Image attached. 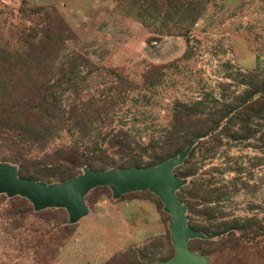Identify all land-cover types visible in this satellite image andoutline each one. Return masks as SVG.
Instances as JSON below:
<instances>
[{"label":"rangeland","instance_id":"rangeland-1","mask_svg":"<svg viewBox=\"0 0 264 264\" xmlns=\"http://www.w3.org/2000/svg\"><path fill=\"white\" fill-rule=\"evenodd\" d=\"M144 2L0 0V162L55 180L73 158L165 161L192 145L174 171L204 235L190 250L264 264V0ZM84 202L70 223L66 209L0 194V264L174 256L155 193L102 186Z\"/></svg>","mask_w":264,"mask_h":264},{"label":"water","instance_id":"water-1","mask_svg":"<svg viewBox=\"0 0 264 264\" xmlns=\"http://www.w3.org/2000/svg\"><path fill=\"white\" fill-rule=\"evenodd\" d=\"M191 148L192 145H189L178 156L156 166L108 170L85 167L80 174L51 184L20 177L15 166L0 162V194L23 197L35 210L66 209L69 222L75 223L87 214L84 196L94 188L107 186L114 198L137 191L153 192L162 201L165 212L171 216L170 232L175 247L172 258L157 264H208L204 256L189 248L191 239H203L204 235L187 225L186 208L177 194L184 180L177 177L174 171L183 164Z\"/></svg>","mask_w":264,"mask_h":264},{"label":"trees","instance_id":"trees-1","mask_svg":"<svg viewBox=\"0 0 264 264\" xmlns=\"http://www.w3.org/2000/svg\"><path fill=\"white\" fill-rule=\"evenodd\" d=\"M145 2L149 4V0H145ZM144 2V3H145ZM144 7L146 6L145 4L143 5ZM142 8V6H141ZM150 9V6L149 8ZM127 149H132L130 148V145H128L127 143L126 144H122L121 145V153L122 151L124 150H127ZM164 160L161 159V158H157V157H154L152 158L149 162H146L144 163V161L142 160H136L135 158H130L125 161L124 163H117L115 164L114 162L110 163V162H107L105 160H101V159H97L95 161L93 160H86L84 158H81L78 157V158H73L71 160H66L67 163H70L71 165V168H69L68 172L67 173H64L63 175H60V176H57V178L54 180V178H35V177H29V176H21L20 174H18L20 177H23V178H29V179H33V180H38V181H44L46 183H49L51 184L53 181L55 182H63V181H66L78 174H80V169L83 168L84 166H88L90 167L92 170H108V169H112V168H116V169H125V168H132V167H151V166H156L160 163H162ZM47 179V180H46ZM199 230V229H198ZM200 231L204 232L205 233V230L204 228H200Z\"/></svg>","mask_w":264,"mask_h":264}]
</instances>
